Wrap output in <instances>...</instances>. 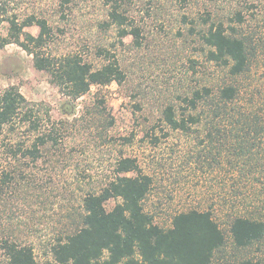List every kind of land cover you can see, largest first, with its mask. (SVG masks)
<instances>
[{
  "label": "trees",
  "instance_id": "16d2710c",
  "mask_svg": "<svg viewBox=\"0 0 264 264\" xmlns=\"http://www.w3.org/2000/svg\"><path fill=\"white\" fill-rule=\"evenodd\" d=\"M196 1L199 0H180L184 24L189 22L188 9ZM262 1L244 0L227 14L209 9L201 17L199 31L198 24L190 21L195 25L190 31L198 34L208 62L224 76L218 86L204 85L179 96L184 107L178 109L177 103L163 107L161 123L170 131L187 136L207 131L203 136L195 135L200 144H206L231 138L232 134L223 133V129L241 126L247 130L245 137L253 134L264 140L263 97L260 101L254 96L248 99L241 81L255 66L264 65V39L254 29H247L248 23L256 22L262 14ZM73 3L54 1L53 10L60 21L72 15ZM106 7L102 25L115 28L119 39L114 52L104 46L96 47V53L104 60L97 67L81 53L53 52L59 29L51 25L44 10L35 9L22 17L10 11L8 1H0V27L4 22L8 24L7 35L0 32V50L16 44L32 56L34 67L48 73L51 84L66 99V116L76 115L77 103L93 87L124 85L127 76L117 50L144 46V29L133 22L127 1L106 0ZM34 26L39 28L37 35L27 31ZM129 37L131 44L126 41ZM86 116L89 123L99 124L104 130L114 125L104 98L91 109L85 107L82 118ZM65 123L56 121L45 104L29 101L18 86L0 92V257L6 264H38L33 245L22 239L16 223L17 210L20 204L30 209L34 204H45V187L33 179L32 172L40 162L54 166L53 156L62 155ZM232 137L236 142H249L239 139V134ZM154 140L155 144L160 142L159 137ZM116 174L103 189L88 191L79 199L75 190L60 193L68 205L50 249V259L44 264H264V258L243 254L264 243V218L258 211L231 213L228 226L235 253L231 258L217 260L227 247V237L212 209L182 211L173 216L170 227H161L144 207L153 178L143 174L132 158L120 159ZM111 201L116 204L108 210Z\"/></svg>",
  "mask_w": 264,
  "mask_h": 264
},
{
  "label": "rangeland",
  "instance_id": "374dc122",
  "mask_svg": "<svg viewBox=\"0 0 264 264\" xmlns=\"http://www.w3.org/2000/svg\"><path fill=\"white\" fill-rule=\"evenodd\" d=\"M4 1H8L12 13L22 17L35 9L44 10L51 25L59 29L52 46L55 54L75 51L100 67L104 60L96 53V47L104 46L114 52L118 43L117 30L102 25L106 20V0H73L74 11L64 21L53 10L55 0ZM126 1L133 22L144 29V46L118 49L127 76L125 84L93 87L77 103L73 117L65 115L66 99L51 84L50 75L34 67L32 56L16 44L0 50V92L18 86L29 101L45 104L56 121L66 122L62 126L65 139L62 155L53 156L54 166L40 162L32 172L33 179L45 187V204H34L31 209L20 204L17 210L16 223L22 239L33 245L38 264H44L50 259V249L59 235L68 205L67 198L61 197L62 191L75 190L77 199L88 191H99L116 177L118 161L132 158L143 174L153 178L144 207L154 215L155 222L168 228L177 213L212 209L227 237V247L217 255V260L231 258L235 253L228 226L231 213L258 211L264 218V140L254 138L253 134L245 137L247 130L239 126L225 128L223 133L239 134V139L249 142H236L231 135L200 144L195 135L203 136L207 131L193 136L172 132L161 123L160 113L171 103H177L178 109L184 107L179 96L204 85L222 83L224 73L208 62L198 34L190 31L195 26L190 21L198 24L199 31L205 11L227 14L244 0L196 1L188 9L190 19L186 24L183 12L179 11L183 6L180 0ZM261 9L258 20L250 19L247 29H254L264 39V0ZM7 30L8 24L4 22L0 27L4 37ZM27 31L37 35L39 28L34 26ZM126 41L131 44L132 38ZM241 81L248 99L254 96L260 101L262 96L264 100L263 63ZM101 98L114 120V125L106 130L89 123L88 116L82 118L84 108L91 109ZM155 137L160 138L158 144ZM115 204L109 202L108 210ZM243 254L263 259L264 243ZM0 264H6L2 257Z\"/></svg>",
  "mask_w": 264,
  "mask_h": 264
}]
</instances>
